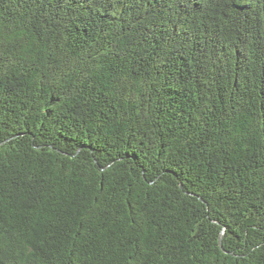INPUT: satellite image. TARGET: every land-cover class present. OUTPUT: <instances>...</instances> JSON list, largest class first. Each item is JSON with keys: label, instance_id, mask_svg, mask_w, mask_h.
<instances>
[{"label": "trees", "instance_id": "obj_1", "mask_svg": "<svg viewBox=\"0 0 264 264\" xmlns=\"http://www.w3.org/2000/svg\"><path fill=\"white\" fill-rule=\"evenodd\" d=\"M0 264H264V0H0Z\"/></svg>", "mask_w": 264, "mask_h": 264}]
</instances>
